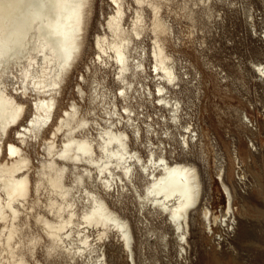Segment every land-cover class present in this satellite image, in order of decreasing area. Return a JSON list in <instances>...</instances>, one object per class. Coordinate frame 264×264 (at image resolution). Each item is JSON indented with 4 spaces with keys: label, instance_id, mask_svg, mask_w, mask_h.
Returning <instances> with one entry per match:
<instances>
[{
    "label": "bare ground",
    "instance_id": "1",
    "mask_svg": "<svg viewBox=\"0 0 264 264\" xmlns=\"http://www.w3.org/2000/svg\"><path fill=\"white\" fill-rule=\"evenodd\" d=\"M93 1L39 0L43 8L23 48L0 54V264H40L42 245L50 255L108 264L103 242L111 231L132 253L130 223L107 199L129 184L145 205L169 214L182 239L200 200L198 168L171 162L166 146L151 139L144 144V131L157 129L148 120L144 129L133 104L136 85L148 84L151 54V71L161 79L160 103L171 107L174 120L180 118V101L166 96L180 75L165 44L172 27L162 16L161 0H110L112 10L107 16L103 11L94 53L86 60ZM149 30L154 36L147 49L141 38ZM111 79L115 86H109ZM70 80L75 82L65 104L61 96ZM190 142V135L184 137ZM36 145L46 152L37 161L30 152ZM141 177L144 191L136 184ZM229 197L230 211V192Z\"/></svg>",
    "mask_w": 264,
    "mask_h": 264
},
{
    "label": "rangeland",
    "instance_id": "2",
    "mask_svg": "<svg viewBox=\"0 0 264 264\" xmlns=\"http://www.w3.org/2000/svg\"><path fill=\"white\" fill-rule=\"evenodd\" d=\"M161 2L162 16L172 27L165 44L180 75L169 84L166 96L180 101V118L174 120L171 107L160 103L156 89L161 79L151 71V54L146 60L148 84L136 85L133 104L144 129V120L157 129L154 134L145 130L143 143L150 144L151 139L157 146H166L171 162L195 165L201 196L189 213L186 239H182L169 214L145 205L131 184L119 196L107 195L133 233L132 253L115 231L105 238L108 264H264V71L260 70L264 0ZM110 3L93 1L86 60L94 53L93 38L104 20L103 11L107 16L112 10ZM146 14L148 19L153 15L148 5ZM153 36L149 30L141 38L147 49L153 45ZM84 69L82 64L80 70ZM74 82L66 86L62 103L67 104ZM108 84L115 86L112 79ZM189 135L188 146L184 137ZM144 144L140 149L147 157ZM30 152L36 161L46 153L39 145L31 146ZM136 184L144 191L146 180L141 177ZM206 209H210L208 217ZM38 257L40 264H88L78 255L74 259L67 253L50 255L43 245Z\"/></svg>",
    "mask_w": 264,
    "mask_h": 264
},
{
    "label": "clouds",
    "instance_id": "3",
    "mask_svg": "<svg viewBox=\"0 0 264 264\" xmlns=\"http://www.w3.org/2000/svg\"><path fill=\"white\" fill-rule=\"evenodd\" d=\"M42 8L39 0H0V54L23 48L35 15Z\"/></svg>",
    "mask_w": 264,
    "mask_h": 264
}]
</instances>
